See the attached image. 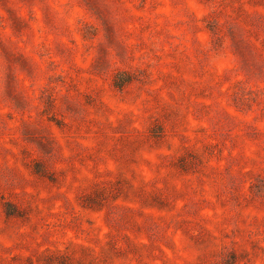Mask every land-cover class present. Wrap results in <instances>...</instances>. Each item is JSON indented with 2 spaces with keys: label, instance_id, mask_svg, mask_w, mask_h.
Listing matches in <instances>:
<instances>
[{
  "label": "rangeland",
  "instance_id": "1",
  "mask_svg": "<svg viewBox=\"0 0 264 264\" xmlns=\"http://www.w3.org/2000/svg\"><path fill=\"white\" fill-rule=\"evenodd\" d=\"M0 264H264V0H0Z\"/></svg>",
  "mask_w": 264,
  "mask_h": 264
}]
</instances>
